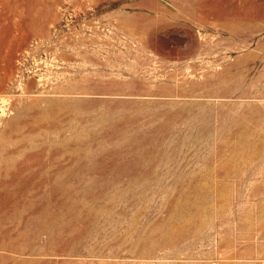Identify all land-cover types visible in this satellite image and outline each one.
<instances>
[{
    "label": "rangeland",
    "instance_id": "374dc122",
    "mask_svg": "<svg viewBox=\"0 0 264 264\" xmlns=\"http://www.w3.org/2000/svg\"><path fill=\"white\" fill-rule=\"evenodd\" d=\"M0 264H264V0H0Z\"/></svg>",
    "mask_w": 264,
    "mask_h": 264
}]
</instances>
